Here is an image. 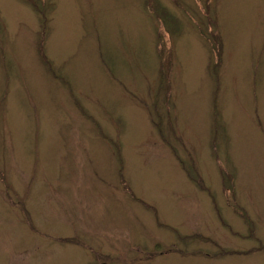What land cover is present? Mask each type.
Masks as SVG:
<instances>
[{"label": "rangeland", "instance_id": "obj_1", "mask_svg": "<svg viewBox=\"0 0 264 264\" xmlns=\"http://www.w3.org/2000/svg\"><path fill=\"white\" fill-rule=\"evenodd\" d=\"M156 1L0 0V264H264V0Z\"/></svg>", "mask_w": 264, "mask_h": 264}, {"label": "trees", "instance_id": "obj_2", "mask_svg": "<svg viewBox=\"0 0 264 264\" xmlns=\"http://www.w3.org/2000/svg\"><path fill=\"white\" fill-rule=\"evenodd\" d=\"M146 3L149 6L150 11L153 12V14L156 15L159 19H161V15L158 14V12H157V7H158L157 1L156 0H146ZM41 42H40L41 44H39V48H38L39 54H40L42 60L45 62V64L51 70V63L49 62V60H48V58L44 52V47H43L44 43H43V41H41ZM166 43H167L166 41H163V43L159 46V49H158L159 55L161 56L160 57V72H161V75H163V76L166 75L165 79L164 78L161 79V83L159 86L160 87L164 86V88H166L167 90L169 89L167 94H166V97L168 100L169 94H170V85H171L170 71H171V67H172L173 51L171 50L170 47L165 46ZM212 45H213L212 49H214L216 57L220 58V55L222 53V48H223V42H222V38L219 35V33H214L212 35ZM219 48H220V50H219ZM217 63H218V61H217ZM164 81H165V83H164ZM215 101H216V99H215ZM216 113L218 114V112L216 111V108H215V114ZM172 131H173V129H172ZM173 133H174V131H173ZM193 179H195V178H193ZM196 180L199 183H202V181H200L198 177L196 178Z\"/></svg>", "mask_w": 264, "mask_h": 264}]
</instances>
